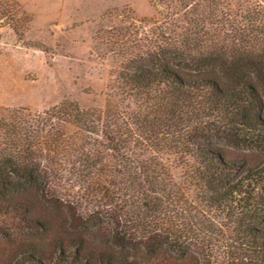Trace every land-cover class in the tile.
I'll use <instances>...</instances> for the list:
<instances>
[{
	"label": "trees",
	"instance_id": "obj_1",
	"mask_svg": "<svg viewBox=\"0 0 264 264\" xmlns=\"http://www.w3.org/2000/svg\"><path fill=\"white\" fill-rule=\"evenodd\" d=\"M164 1L104 110L0 109V264H264V0Z\"/></svg>",
	"mask_w": 264,
	"mask_h": 264
},
{
	"label": "rangeland",
	"instance_id": "obj_2",
	"mask_svg": "<svg viewBox=\"0 0 264 264\" xmlns=\"http://www.w3.org/2000/svg\"><path fill=\"white\" fill-rule=\"evenodd\" d=\"M166 27L164 0H0V109L44 113L75 102L104 110L125 60V38ZM61 128L68 141L82 140L74 126ZM225 156L247 169L264 163V152L228 149ZM197 254L163 255L150 264H200Z\"/></svg>",
	"mask_w": 264,
	"mask_h": 264
}]
</instances>
